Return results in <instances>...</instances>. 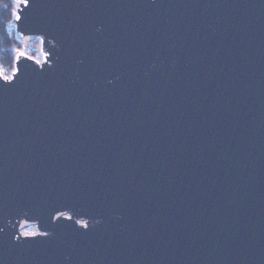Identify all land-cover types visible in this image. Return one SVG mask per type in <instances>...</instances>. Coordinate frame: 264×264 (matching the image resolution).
I'll return each mask as SVG.
<instances>
[{
  "label": "water",
  "instance_id": "water-1",
  "mask_svg": "<svg viewBox=\"0 0 264 264\" xmlns=\"http://www.w3.org/2000/svg\"><path fill=\"white\" fill-rule=\"evenodd\" d=\"M20 15L25 57L0 79V264H264V0Z\"/></svg>",
  "mask_w": 264,
  "mask_h": 264
},
{
  "label": "trees",
  "instance_id": "trees-1",
  "mask_svg": "<svg viewBox=\"0 0 264 264\" xmlns=\"http://www.w3.org/2000/svg\"><path fill=\"white\" fill-rule=\"evenodd\" d=\"M14 0H0V67L10 73L14 67L16 50L22 47L17 40L14 30H8L9 21L13 19ZM39 41L31 44L29 54L38 57Z\"/></svg>",
  "mask_w": 264,
  "mask_h": 264
},
{
  "label": "snow or ice",
  "instance_id": "snow-or-ice-1",
  "mask_svg": "<svg viewBox=\"0 0 264 264\" xmlns=\"http://www.w3.org/2000/svg\"><path fill=\"white\" fill-rule=\"evenodd\" d=\"M30 5V0H15V6L12 12V15L16 18V20H20L21 19V15H20V11L21 9H28ZM9 26H11V21H9ZM21 57H25V52L17 49L16 50V57L15 59L17 61L20 60ZM28 59H34L33 57H27ZM36 63H39V61H36ZM16 75L15 71L13 72L12 76H9L6 72L5 69H3L2 67H0V79L4 80L5 82H11V80L13 79V77ZM54 211L56 212L55 216H52V213L49 212V216L51 219H60L61 217H64L65 219L71 220L72 217L71 216H65V214L60 211L59 209H54ZM76 223L80 224L82 223L81 221H76ZM86 227V225H84ZM4 229L0 228V232H3ZM25 238H35L38 235L40 236H49L50 233L45 231V232H38L37 230H35V228L32 231H25L22 234Z\"/></svg>",
  "mask_w": 264,
  "mask_h": 264
},
{
  "label": "rangeland",
  "instance_id": "rangeland-1",
  "mask_svg": "<svg viewBox=\"0 0 264 264\" xmlns=\"http://www.w3.org/2000/svg\"><path fill=\"white\" fill-rule=\"evenodd\" d=\"M40 56H41V53H40V51H39L38 57H40ZM10 73H11V72H10ZM10 73H7V74L10 75ZM34 228H35V230H37V231L39 232V230H38V228H37L36 226H32V227H29V228L25 229V230L23 231V233H24L25 231H32Z\"/></svg>",
  "mask_w": 264,
  "mask_h": 264
}]
</instances>
